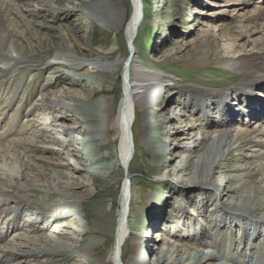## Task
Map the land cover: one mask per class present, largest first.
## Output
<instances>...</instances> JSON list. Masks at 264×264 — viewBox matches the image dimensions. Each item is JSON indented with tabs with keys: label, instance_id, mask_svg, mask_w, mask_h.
I'll return each mask as SVG.
<instances>
[{
	"label": "rangeland",
	"instance_id": "374dc122",
	"mask_svg": "<svg viewBox=\"0 0 264 264\" xmlns=\"http://www.w3.org/2000/svg\"><path fill=\"white\" fill-rule=\"evenodd\" d=\"M110 1L114 4L119 2L125 10L124 22L116 32L98 27L99 24L94 20L92 14L83 9L87 5H95L97 0H56L50 1L48 4L42 0H0V8L4 22L13 31L14 40L23 53H27L30 45H39L41 42H46L48 38H53L61 44L70 40L76 48H81L85 54H89L96 49L109 53L112 49L113 53L115 51L117 53L110 56L109 61H116L118 66L127 57L137 55V57L148 58L153 63H164L167 59L169 60L170 64H167L165 68L163 67V71L173 77L184 91L171 88L169 96L164 95L157 105L149 102V106L143 115L146 122V132L151 136V141L155 143L154 149L158 150L157 144L160 141L163 142L165 144L163 149L165 157L162 156L158 161H154L152 152L144 148L142 143L139 142L136 156L130 163L129 174V184L134 186L132 193L137 195L132 207L139 213L142 207L147 208L154 203L159 204L156 207L158 211L162 212L160 218H163L158 222L156 220L150 221L144 217H130L128 231L143 238L141 247L147 248L148 243L152 244L154 241L157 229L161 224L164 222L171 224L175 208L182 205L183 208H186L187 220L195 221L196 226L201 228L199 231L205 232L204 237L212 236L211 227L204 224V213L202 214L198 209H194L190 201L198 192L202 193L203 190L185 187L183 190L187 192L182 194L183 197H178L176 185L172 182V178L164 177L163 173L168 168L176 165V161H178L177 157H173L174 144L171 145L173 135L177 140L180 139L177 150L184 152L191 145L187 140L188 134L192 132L190 127H193L195 131L203 132L208 129V122L217 125L222 121V118H219L213 110L215 109V105H212L214 102L211 100L213 96H210L209 99L200 90L215 92L227 89L248 76V74L241 75L223 67L222 58L227 56L235 58L238 54H249L264 50V28L259 27L256 31L255 27L247 22L249 17L255 15L259 9L264 8V0H144L147 6L145 23L137 32L134 39L135 48L131 52L127 46L124 30L130 19L133 0ZM246 26L250 27L247 28ZM240 31L243 36L237 37L236 35ZM205 36H217L218 39L217 44L213 45L208 51L202 43V37ZM90 40L95 41V44L94 42L90 44ZM262 45L263 48H261ZM169 50H171V53L163 58ZM205 55L209 56V62H211L210 64L207 63L206 66L200 63V59L204 58ZM41 63L29 68L30 70L25 74L8 78L3 81L0 87V143L6 145V147L4 146V152L0 153V176L2 178L14 177L11 180L19 182L26 190L25 193L40 208H44V206L47 208L41 221L37 218V215L42 214L40 210L23 209L19 218L21 223L19 225L15 224L14 230L20 229L22 233L29 236L36 234V231L34 232L27 227L30 223L24 224L25 219H31L35 227L40 228V235L46 236L55 230L57 225L55 223L67 218V223L69 222L68 227L66 226L68 234L56 233L53 234L54 237L50 240L66 239L74 231L72 226L77 221L72 218L76 215V218H78V210L76 209L77 214L73 217L68 215L54 217V214L58 213L56 208L60 205V198L49 199L42 195L41 190L37 191V189L32 188L46 185L45 181L42 180L44 178L41 173H45L47 177H56L53 186L57 191L59 190L58 192L62 190L58 185L65 186L78 183L79 185L75 187L74 192L77 193V197L82 199L89 217H94L103 209V212L108 213L109 221L104 225V231L101 233L103 246L92 255L93 257L87 253L88 247L81 245L79 249L81 252L83 251V254L87 253L85 256L74 253L62 259L36 260L24 254L27 253L28 248L21 246L19 251L13 250L7 255L9 261L5 262L0 254V264H92L95 255H100L107 260L114 248L119 196L125 183L128 182V180H125L128 174L121 167L115 166V162L111 160L105 161L104 165H101L105 169L106 166L111 169H106L105 173L106 176H109V173H112V175L108 178L105 177L103 174L104 169L102 170L101 166L90 164L91 159L97 156L88 153L94 149V142L88 144L86 148H81L74 139L70 138L69 147L81 155L85 165L84 171L79 170L75 174L72 168L77 166L76 159L68 156L63 148L55 142L56 140L65 141L66 138L62 136L60 128L52 126L54 125V114H47V109L44 106L39 108L43 103L40 91L44 86L47 85L48 90H50V99L67 102L64 99L65 89H70L75 94L81 93L85 89L97 91L96 76L87 73V68L82 71V75H76L70 73L64 67L59 68L58 65L47 67L41 65ZM121 69L119 70V80L114 83L110 82L109 85L111 86L106 91L108 96L114 100L115 106L123 92V69ZM4 75L3 68L0 65V78ZM72 82H75V84ZM187 87L200 89V93L197 94L202 95V97L191 96L186 89ZM183 92L185 97L181 96ZM72 94L71 97H77L74 93ZM250 94L252 96H249ZM186 96H188L187 99ZM234 97H240L241 102L237 104L235 102L231 105V112L234 115H232L230 123L233 125L240 124L241 127L251 133L261 130L262 128L255 127L259 118H246L242 108L254 111L261 110L260 108L264 107V90L256 89L252 93L232 90L226 98L231 103L234 101ZM96 99H98L97 96ZM196 100H199V103L206 109L205 113H201L200 109H190L185 117L187 124L178 123L176 127L167 124V121L161 116L159 118L162 129L160 133L156 132L157 112L163 109L164 105L172 111L173 116L179 118L181 116V110H178L179 103L185 101L186 104L190 105L195 104L193 102H196ZM64 113L69 121L74 120L75 116L70 110H66ZM204 118H207L208 121ZM262 122L264 123V120ZM134 129V134L140 137L142 133L140 121L136 122ZM42 132H47L51 137L50 140L43 145L38 144L37 148L39 150L35 153L36 157L30 159L29 167L24 169L23 172L19 171L16 158L8 146L13 141H23L31 144L32 138L39 136ZM199 138L200 135L195 136V139ZM254 141L255 143L245 146L243 151H234L232 155L227 156L226 160H219L215 164L212 183L214 182L215 185L219 186L220 193L217 196L222 201H226L230 196L238 195L239 175L253 169L256 163L259 162L260 159L256 155L259 154L258 152L264 151V140L260 142L258 138H254ZM159 150L158 152H160ZM105 153L104 150L101 155ZM86 173L93 175L97 182L92 185L86 183L84 181ZM230 176L232 178L237 176V178L229 182ZM180 180L184 182V175L180 176ZM12 202L14 201L7 202L6 206H13L14 203ZM10 213H12V210L0 214V248H10L9 246L12 243L16 245V243H22L23 241L14 238L13 233L7 232L10 219L4 217ZM262 231L264 233L263 228ZM81 233L77 231L75 234L80 235ZM230 234L227 235L229 238L224 237L225 245L227 249L234 250L235 242L234 244L231 242ZM232 236L233 240L237 242L236 231L233 232ZM220 245L222 247V244ZM130 246L131 243L128 242V249ZM145 259L147 261L146 257Z\"/></svg>",
	"mask_w": 264,
	"mask_h": 264
},
{
	"label": "bare ground",
	"instance_id": "6f19581e",
	"mask_svg": "<svg viewBox=\"0 0 264 264\" xmlns=\"http://www.w3.org/2000/svg\"><path fill=\"white\" fill-rule=\"evenodd\" d=\"M42 1L48 4L50 1L56 0ZM132 8L130 19L124 30L130 52L135 48L134 30L137 35L138 30L145 23L146 1L133 0ZM83 9L92 14L94 20L99 24L98 27L108 31L116 32L124 22L125 10L119 2L114 4L110 0H97L95 5H87ZM1 14L0 8V65L5 74L4 77L0 78V87L3 81L25 74L30 70L29 68L41 62V65L47 67L53 65H58L59 68L64 67L67 71L76 75H82V71L87 68V73L96 76L97 91L85 89L81 93L75 94L70 89H65L64 99L67 102L50 99V90H48L47 85L44 86L40 91L43 103L39 106V108L44 106L47 109V114H54L55 119L52 126L60 128L62 136L66 138L65 141L56 140L55 142L63 148L68 156L76 159L77 166L72 168L75 174L79 170L84 171L85 165L81 155L69 147L70 138L74 139L81 148H86L88 144L94 142V149L88 153L97 156L91 159V165L101 166L104 165L105 161L113 160L115 166L121 167L128 174L125 179L128 182L125 183L119 196L113 251L107 260L100 255H95L92 264H237L239 262H241L240 264H264V233L262 231V228L264 230V151L258 152L259 154L256 155L260 160L256 163V166L254 165L253 169L239 175L240 187L237 196H230L226 201H222L217 196L220 193L219 186L215 185L214 182L212 183L217 161L226 160L227 156L232 155L234 151H243L245 146L255 143L254 138H258L260 142L264 140V123L262 122L264 120V107L262 106L259 111L242 108L246 118H259L255 127L262 129L251 133L241 127L240 124L233 125L230 123L232 115H234L230 107L235 102L236 104L241 102L240 97H234V101L231 103L226 98L232 90L244 93H252L256 89L264 90V50L249 54H238L235 58L223 57L221 61L223 67L241 75L248 74V76L227 89L215 92L199 89L209 99L213 96L211 98L214 102L212 105H215L213 110L219 118H222L219 124L208 122V129L203 132L195 131L193 127H190L192 132L188 134L187 140L191 145L184 152L177 150L180 139L177 140L175 135L172 136L171 145L174 144L173 157L178 158L176 162L179 166L177 164L173 165L163 175L172 178V182L176 185L178 197H183L182 194L187 192L183 190L185 187L203 190L202 193L198 192L190 201L194 209H198L202 214L204 213V224L211 227L213 235L204 237L205 232L199 231L201 228L196 226L195 221L187 220L186 208L179 205L173 212L171 224L169 222L162 223L157 229L152 244L148 243L147 248H142L141 241L143 238L128 231L129 218L137 216L138 218L144 217L150 221L160 222L163 217L160 218L162 212L158 211L156 207L159 204L154 203L150 207H142L139 213L132 207L137 195L132 193L134 186L129 184L130 163L136 156L139 142L142 143L144 148L152 152L154 161H158L162 156L165 157L163 153L165 144L161 141L157 144L158 150L161 149L160 152L154 149L155 143L151 141V136L146 132V122L143 115L149 106V102L157 105L164 95L169 96L171 88L182 89V86L173 77L163 71V67L165 68L167 64H170L169 60L167 59L164 63H153L148 58L137 57V55L127 57L122 61L119 59L121 64L118 66L116 61H109V57L117 53L116 51L113 53L112 49L109 53L96 49L89 54H85L81 48H76L70 40L66 39L67 41L61 44L53 38H48L46 42H41L39 45H30L27 53H23L14 40L13 31L6 25ZM136 20H138V23L135 26ZM247 22L249 25H253L256 31L259 27L264 28V8L259 9L255 15L249 17ZM236 36L241 37L243 34L240 31ZM202 38L203 46L207 51L218 41L217 36ZM92 42L95 44V41L90 40V44H93ZM261 48H263V45ZM169 53H171V50L164 54L163 58ZM38 55L40 57H37ZM209 61V56L206 55L200 59V63L205 64V66L207 63H211ZM120 68L123 69V92L115 106L114 100L108 96L106 91L111 86L109 85L110 82L114 83L119 80ZM72 83L75 84V82ZM186 89L191 96L202 97V95L197 94L200 93L198 89L193 87H187ZM182 91L184 90L182 89ZM72 93L77 97H71ZM96 96L98 99H96ZM181 96L185 97L184 92ZM249 96H252V94ZM193 103L195 104L188 105L185 101L179 103L178 110H181L179 118L173 116L172 111L164 105V108L157 112L156 132L160 133L162 129L159 118L161 116L167 121V124L176 127L178 123L187 124L185 117L190 109H200L201 113H205L206 109L199 103V100ZM66 110H70L74 114V120L69 121L64 113ZM204 120L208 121L207 118H204ZM137 121L141 122L142 127L140 137L134 134ZM200 132L202 133L199 134ZM75 135L76 137L73 138ZM198 135H200V138L195 139V136ZM50 138L47 132H42L39 136L32 138L31 144L23 141L10 143L8 147H10L9 149L16 158L19 171L23 172L24 169L29 167L30 159L36 157L35 153L39 150L37 145L47 143ZM4 146L6 147V145L0 143V153L4 152ZM104 150L106 153L101 155ZM106 167V169L111 170L108 166ZM103 169L105 177L108 178L112 175V173H109L110 175L106 176L104 166ZM41 175L46 185L32 188L37 189V191L41 190L42 195L49 199L60 198V205L56 208L58 213L54 214V217L67 215L73 217L77 214L76 209L78 210V218H76L77 215L72 218L77 221L72 226L74 231L66 239L50 240L54 237L53 234H68L66 226L68 227L69 222L67 223L65 217L64 220L55 223L57 224L55 230L46 236L40 235V228L35 227L31 219H25L24 224L30 223L27 227L34 232L36 231V234L29 236L22 233L20 229L14 230L15 224L19 225L21 223L19 218L23 209L40 210L42 214L37 215V218L41 221L47 208L45 206L40 208L25 193L26 190L19 182L11 180L14 177L2 178L0 176V214L12 210V213L6 214V217H4L10 219L7 232L13 233L14 238L23 240L22 243H16V245L12 243L9 246L10 248H0L1 257L5 262L9 261L7 255L13 250L19 251L21 246L28 248L27 253L24 254L36 260L62 259L74 253L82 254V256L88 253L92 256L103 246L101 233L104 231V225L109 221L108 213L103 212L102 209L90 218L82 199L77 197V193L74 192L75 187L79 185L78 183L65 186L58 185L62 189L61 192H58L59 190L57 191L53 186L56 177H47L45 173H41ZM183 175L184 182L180 180V176ZM231 176L229 182L237 178V176H234V178ZM84 181L91 185L97 182L96 178L88 173H86ZM102 183L104 182L102 181ZM9 201H14L12 202L14 205L7 207ZM77 231L82 233L80 235L75 234ZM235 231L237 232V242L233 240L232 236ZM229 234L231 242L233 244L235 242L234 250L227 249L225 245V238H229L227 236ZM128 242L131 243L129 249ZM220 244H222V247ZM81 245L88 247L86 254H83V251L81 252L79 249ZM205 246L207 247L205 248Z\"/></svg>",
	"mask_w": 264,
	"mask_h": 264
},
{
	"label": "water",
	"instance_id": "95a60500",
	"mask_svg": "<svg viewBox=\"0 0 264 264\" xmlns=\"http://www.w3.org/2000/svg\"><path fill=\"white\" fill-rule=\"evenodd\" d=\"M137 23H138V20H136V22H135V26L137 25ZM136 37V32H135V30H134V37H133V39Z\"/></svg>",
	"mask_w": 264,
	"mask_h": 264
}]
</instances>
